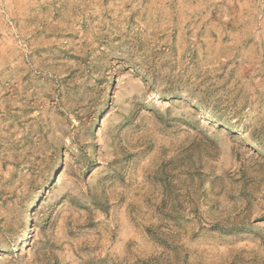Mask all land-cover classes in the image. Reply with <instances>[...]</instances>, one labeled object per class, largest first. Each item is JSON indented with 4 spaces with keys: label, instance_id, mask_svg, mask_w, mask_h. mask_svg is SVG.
<instances>
[{
    "label": "rangeland",
    "instance_id": "obj_1",
    "mask_svg": "<svg viewBox=\"0 0 264 264\" xmlns=\"http://www.w3.org/2000/svg\"><path fill=\"white\" fill-rule=\"evenodd\" d=\"M0 264H264V0H0Z\"/></svg>",
    "mask_w": 264,
    "mask_h": 264
},
{
    "label": "bare ground",
    "instance_id": "obj_2",
    "mask_svg": "<svg viewBox=\"0 0 264 264\" xmlns=\"http://www.w3.org/2000/svg\"><path fill=\"white\" fill-rule=\"evenodd\" d=\"M23 234L19 235V237H18L19 242L24 241V237L26 236V234L25 233H23Z\"/></svg>",
    "mask_w": 264,
    "mask_h": 264
}]
</instances>
